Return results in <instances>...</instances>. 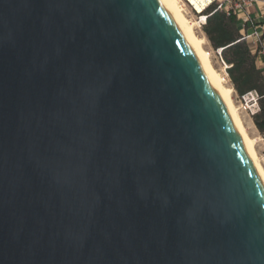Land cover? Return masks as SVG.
<instances>
[{"label": "water", "instance_id": "water-1", "mask_svg": "<svg viewBox=\"0 0 264 264\" xmlns=\"http://www.w3.org/2000/svg\"><path fill=\"white\" fill-rule=\"evenodd\" d=\"M0 264H264V182L163 0H0Z\"/></svg>", "mask_w": 264, "mask_h": 264}, {"label": "trees", "instance_id": "trees-1", "mask_svg": "<svg viewBox=\"0 0 264 264\" xmlns=\"http://www.w3.org/2000/svg\"><path fill=\"white\" fill-rule=\"evenodd\" d=\"M211 7L203 31L213 49L223 48L222 58L228 65V77L239 97L256 91L259 95L260 110L252 116L254 125L264 136V74L256 65V56L252 54L248 43L243 39L234 15L214 12Z\"/></svg>", "mask_w": 264, "mask_h": 264}, {"label": "bare ground", "instance_id": "bare-ground-1", "mask_svg": "<svg viewBox=\"0 0 264 264\" xmlns=\"http://www.w3.org/2000/svg\"><path fill=\"white\" fill-rule=\"evenodd\" d=\"M165 4L168 6L170 11L173 13L175 18L181 24V26L186 31L187 35L189 36L190 40L192 41L196 51L198 52L205 68L207 69L217 91L219 92L227 110L237 123L239 131L245 140L248 149L250 151L251 157L256 164V167L261 175V178L264 182V166L262 165L259 155L257 153V144L259 142L258 137H251L248 129L244 124V120L242 119L239 109L234 103L233 100V93L234 89L227 83L226 72L224 71V76L219 73L212 62L210 53L205 49V45L207 44V38L205 35H198V32L195 29V26L199 27V21H194L185 15L184 6L180 3L179 0H163ZM198 13H202L205 6L210 3L211 0H188ZM203 20V19H202Z\"/></svg>", "mask_w": 264, "mask_h": 264}, {"label": "built area", "instance_id": "built-area-1", "mask_svg": "<svg viewBox=\"0 0 264 264\" xmlns=\"http://www.w3.org/2000/svg\"><path fill=\"white\" fill-rule=\"evenodd\" d=\"M185 7H189L191 11L197 16L199 21V27L203 28L206 24L208 14L207 11L214 7V12L221 11L227 16L234 15L243 27L247 30L251 29V33H247L243 39L253 38L254 43L258 45L259 53L264 55V0H211L208 3L202 13L195 11L188 0H179ZM203 19V20H202ZM197 21V22H198ZM219 55L223 65L226 77H228L227 69L231 67L225 63L222 58L223 48L214 49ZM240 98V107L245 111L251 113L253 116L260 108L258 104L259 95L256 91L249 92Z\"/></svg>", "mask_w": 264, "mask_h": 264}, {"label": "rangeland", "instance_id": "rangeland-1", "mask_svg": "<svg viewBox=\"0 0 264 264\" xmlns=\"http://www.w3.org/2000/svg\"><path fill=\"white\" fill-rule=\"evenodd\" d=\"M184 9H185V15L187 16V18L194 20V21H198V19H197L198 17L195 16L193 11H191V9L189 7H185ZM195 29L198 32V35H200V36L205 35L203 28L195 26ZM204 47L210 53V56H211V59H212V62H213L215 69L224 76V74H225L224 73V65H223L219 55H217V53L215 51H213L214 49H213L211 43L209 42V40ZM227 83L233 87L229 78H227ZM233 100H234L235 105L239 109V113H240L242 119L244 120V124H245L246 128L248 129L250 136L260 138L256 148H257V153L259 155V158L261 157L260 161H261L262 165L264 166V137L254 126L251 113L245 112L240 107L241 101H240L238 94L235 91L233 93Z\"/></svg>", "mask_w": 264, "mask_h": 264}, {"label": "crops", "instance_id": "crops-1", "mask_svg": "<svg viewBox=\"0 0 264 264\" xmlns=\"http://www.w3.org/2000/svg\"><path fill=\"white\" fill-rule=\"evenodd\" d=\"M237 26H238V29H239V32H240V34L242 35V37H244L247 33L249 34V33H251V29H246L245 27H243L242 26V24L239 22V21H237ZM206 37V36H205ZM207 38V37H206ZM249 44H248V46H249V48H250V50H251V52H252V54H254L255 56H256V65H257V67L263 72V74H264V55H262V54H260L259 53V48H258V45L256 44V43H254V40H253V38H247V39H245ZM207 41H208V39H207ZM234 89V88H233ZM253 124H254V122H253ZM255 126V125H254ZM256 127V126H255ZM257 129V128H256ZM258 130V129H257ZM264 137V136H263Z\"/></svg>", "mask_w": 264, "mask_h": 264}]
</instances>
